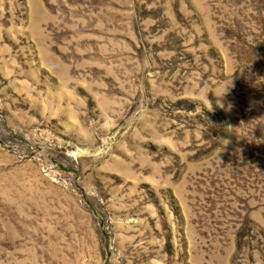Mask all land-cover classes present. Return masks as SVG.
Here are the masks:
<instances>
[{
	"label": "rangeland",
	"instance_id": "1",
	"mask_svg": "<svg viewBox=\"0 0 264 264\" xmlns=\"http://www.w3.org/2000/svg\"><path fill=\"white\" fill-rule=\"evenodd\" d=\"M0 264H264V0H0Z\"/></svg>",
	"mask_w": 264,
	"mask_h": 264
}]
</instances>
